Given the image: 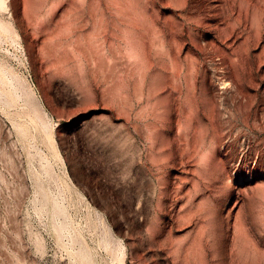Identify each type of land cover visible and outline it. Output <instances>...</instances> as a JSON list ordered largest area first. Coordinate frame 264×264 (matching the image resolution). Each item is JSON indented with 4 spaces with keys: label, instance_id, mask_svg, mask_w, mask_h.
<instances>
[{
    "label": "rangeland",
    "instance_id": "1",
    "mask_svg": "<svg viewBox=\"0 0 264 264\" xmlns=\"http://www.w3.org/2000/svg\"><path fill=\"white\" fill-rule=\"evenodd\" d=\"M4 1L0 264H264V0Z\"/></svg>",
    "mask_w": 264,
    "mask_h": 264
},
{
    "label": "bare ground",
    "instance_id": "2",
    "mask_svg": "<svg viewBox=\"0 0 264 264\" xmlns=\"http://www.w3.org/2000/svg\"><path fill=\"white\" fill-rule=\"evenodd\" d=\"M5 6V1L4 0H0V8L4 7ZM69 53V52H68ZM67 53V54H68Z\"/></svg>",
    "mask_w": 264,
    "mask_h": 264
}]
</instances>
